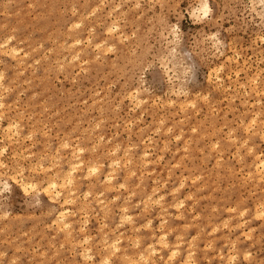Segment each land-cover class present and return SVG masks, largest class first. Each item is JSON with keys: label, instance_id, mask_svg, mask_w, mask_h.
<instances>
[{"label": "rangeland", "instance_id": "1", "mask_svg": "<svg viewBox=\"0 0 264 264\" xmlns=\"http://www.w3.org/2000/svg\"><path fill=\"white\" fill-rule=\"evenodd\" d=\"M0 45V264H264V0H0Z\"/></svg>", "mask_w": 264, "mask_h": 264}, {"label": "bare ground", "instance_id": "2", "mask_svg": "<svg viewBox=\"0 0 264 264\" xmlns=\"http://www.w3.org/2000/svg\"><path fill=\"white\" fill-rule=\"evenodd\" d=\"M204 4H205V2H203ZM203 4V6L201 7L200 6V8H202V10L200 9V12L201 11H203V12H205V13H207L208 11H209V9H210V7H209V5L208 4H205L204 5ZM118 7H119V5H118ZM95 11V10H94ZM204 13V14H205ZM202 15H203V13H202ZM204 16V15H203ZM75 23V22H74ZM77 23V22H76ZM77 26H78V24H77ZM70 27V26H69ZM72 27V26H71ZM76 27V26H75ZM116 27V26H115ZM107 31H109V28H107ZM175 33V32H174ZM13 36V35H12ZM87 37H88V35H87ZM85 39H87V38H85ZM75 40H77V39H75ZM8 41V40H7ZM6 41V42H7ZM79 41V40H78ZM2 43V42H1ZM3 43H5V42H3ZM63 43V42H62ZM74 43H76V42H74ZM78 43V42H77ZM69 44H71V42L69 43ZM1 45H3V44H1ZM0 45V46H1ZM6 45V44H5ZM71 45H73V43L71 44ZM101 45V44H100ZM75 46V45H74ZM105 46V45H104ZM108 46H110V45H108ZM7 47V46H6ZM100 47V46H99ZM113 47V46H112ZM5 48V47H4ZM96 48V47H95ZM105 48V47H104ZM109 48V47H108ZM5 49H7V48H5ZM9 49H11V48H9ZM106 49H107V47H106ZM1 50V49H0ZM13 50V49H12ZM11 50V51H12ZM16 51V48H15V50L13 51V52H15ZM79 51V50H78ZM77 51V52H78ZM7 51H5V53H6ZM10 52V51H9ZM18 52V51H17ZM3 53H4V51H3ZM13 54V53H12ZM78 55V54H77ZM14 57V56H13ZM65 57V56H64ZM75 57V56H74ZM15 58V57H14ZM75 58H78V56H76ZM62 59H63V57H62ZM68 59H71V57L70 58H68ZM175 65V64H174ZM252 77V76H251ZM255 78V77H254ZM253 78V79H254ZM1 80V79H0ZM255 82V81H254ZM2 84V83H1ZM0 84V85H1ZM256 84V83H255ZM8 89V88H7ZM6 90V89H5ZM264 90V89H263ZM257 91H259V90H257ZM256 91V92H257ZM250 92V91H249ZM261 92H262V90H261ZM256 94H258V92L256 93ZM259 95V94H258ZM141 100V99H140ZM139 101V100H138ZM259 101H260V99H259ZM250 103V102H249ZM256 103V102H255ZM253 104V103H252ZM3 104L1 103V106H2ZM255 114V113H254ZM253 115V114H252ZM257 115V114H256ZM255 115V116H256ZM255 116L253 117V116H251V118H250V120H251V122H252V119H256L255 118ZM253 117V118H252ZM100 121V120H99ZM255 120H253V122H254ZM250 122V123H251ZM256 122V121H255ZM254 122V123H255ZM262 122H263V120H262ZM249 124V123H248ZM248 124H247V126H248ZM251 125V124H250ZM246 126V125H245ZM246 128V127H245ZM248 129V128H247ZM231 131V130H230ZM232 131H233V129H232ZM231 131V132H232ZM247 131V130H246ZM263 131V130H262ZM260 132V131H259ZM262 134H263V132L261 133V136H262ZM100 136V135H99ZM234 137V136H233ZM235 138V137H234ZM263 138V137H262ZM233 139V138H232ZM246 139V138H245ZM264 139V138H263ZM243 143V140L241 141V144ZM246 142H244V144H245ZM213 144H217V143H213ZM243 145V144H242ZM212 146H215V145H212ZM79 149V148H78ZM109 149V148H108ZM114 149V148H113ZM250 149V148H249ZM251 149H252V147H251ZM82 150V149H81ZM80 150V151H81ZM144 151H145V149H144ZM250 151V150H249ZM249 151H247V152H249ZM79 152V151H78ZM108 152H109V150H108ZM237 152V151H236ZM72 153H74V152H72ZM142 154H145L146 155V152H144V153H142ZM256 155H258V153L256 154ZM73 156V155H72ZM144 156V155H143ZM69 159V158H68ZM218 159V158H217ZM129 160V159H128ZM144 160V159H143ZM147 160V159H146ZM239 161V160H238ZM74 162V161H73ZM77 162H78V160H77ZM110 162H111V160H110ZM110 162L108 163L109 165H110ZM115 163H116V161H114ZM113 162V163H114ZM146 162H148V161H146ZM76 163V162H75ZM80 163V162H79ZM124 163V162H123ZM125 164V163H124ZM72 166L73 165H76V164H71ZM117 165V164H116ZM119 165V164H118ZM91 166H93V164L92 165H90V167ZM100 166H101V164H100ZM99 167V166H98ZM98 167H91L90 169V172H93V173H96L97 172V170H98ZM254 167L256 168V169H258V170H260L259 171V173L261 172V170H263L264 171V159H262V158H260L259 156H257L256 157V159H255V161H254ZM73 169V168H72ZM74 169H75V167H74ZM114 168L112 167V170H113ZM67 170V169H66ZM89 170V169H88ZM59 171V170H58ZM131 171H132V169H131ZM64 172V171H63ZM133 172V171H132ZM136 172V171H135ZM258 172V171H257ZM65 173H71L72 174V171H65ZM64 173V174H65ZM107 173H109V172H107ZM61 174V173H60ZM63 174V176L66 178V175H64ZM88 174H89V172H88ZM97 174V173H96ZM69 175V174H68ZM73 175V174H72ZM141 175V174H140ZM249 175V174H248ZM261 175H263V172H262V174ZM264 176V175H263ZM263 176H260L261 178H263ZM60 177V176H59ZM72 177V176H71ZM69 178V177H68ZM67 178V179H68ZM63 178H61L60 180H62ZM72 179L73 178H70L69 179V181H68V183H71V182H73L72 181ZM108 179H112V176H108ZM196 179V178H195ZM64 180V179H63ZM106 180H107V178H106ZM247 180V179H246ZM258 180H259V177H258ZM3 183V182H2ZM65 182H59V181H57V180H54V179H50L49 181H48V183H46L47 185H45L44 186V189H45V187L46 188H55V191H54V193L53 192H51L52 194H51V199L53 200V199H59L60 198V196L62 195V192L64 191L63 190V187H65L66 186V183L64 184ZM180 183V182H179ZM4 184H7V182L6 183H4ZM120 184V183H119ZM118 184V185H119ZM29 185V184H28ZM36 185V184H35ZM63 185H65V186H63ZM252 185V184H251ZM22 186V189H24V190H27V183H25V184H23V185H21ZM31 186V185H30ZM32 186H33V184H32ZM63 186V187H62ZM7 187H8V184H7ZM59 187H61L60 189H58ZM70 187V186H69ZM68 187V188H69ZM110 187V186H109ZM152 188H153V186H152ZM73 189V188H72ZM72 189L70 190L69 189V192L70 191H72ZM48 190V189H47ZM46 189H45V191H47ZM47 192H49V190L47 191ZM50 193V192H49ZM49 193H47V194H49ZM72 196V195H71ZM158 196V195H157ZM161 196V197H160ZM159 197L160 198H162V196L163 195H160ZM68 197H70V194H67L65 197H64V202H67L68 201ZM50 198V197H49ZM150 198V197H149ZM148 198V199H149ZM145 199V198H144ZM166 199V198H165ZM70 200H72L71 198H70ZM145 200H147V199H145ZM159 201V200H158ZM181 201V200H180ZM156 202H157V199H156ZM105 203H107V202H105ZM155 203V202H154ZM175 203H176V201H175ZM182 204V203H181ZM145 205V204H144ZM147 205V204H146ZM179 205H180V203H179ZM258 207V206H257ZM127 208V207H126ZM143 208H145V206L143 207ZM180 208V207H179ZM83 209V208H82ZM125 209V208H124ZM256 209V208H255ZM259 209V208H258ZM122 210V209H121ZM108 211V210H107ZM124 211V210H123ZM68 209L66 208V207H64V206H62L61 208H60V210H59V212H58V216H57V220L56 221H60L59 222V229L61 228V227H64V228H68L69 226H70V224H71V219L69 218V215H68ZM263 215H264V209H262L261 211H260ZM76 214V213H75ZM125 214V216L127 217V219H129L130 218V214L129 213H124ZM177 214V213H176ZM260 213H258V215H259ZM261 214V215H262ZM256 216H257V214H255ZM176 216V215H175ZM177 216H178V214H177ZM260 216V215H259ZM123 217V216H122ZM121 217V218H122ZM129 217V218H128ZM178 217H180V216H178ZM261 217V216H260ZM123 218H125V217H123ZM126 219V218H125ZM227 220V219H226ZM53 221V220H52ZM228 221V220H227ZM242 222V221H241ZM53 223V222H52ZM57 223V222H56ZM225 223V222H224ZM148 224V223H147ZM58 225V224H57ZM102 225V224H101ZM122 225V224H121ZM80 227V226H79ZM216 227V226H215ZM231 228V227H230ZM61 230H62V228H61ZM211 231H213V230H211ZM239 231V230H238ZM71 232V231H70ZM68 233V232H67ZM119 233V232H118ZM165 234V233H164ZM163 236L165 237L166 235H163L162 234V238H163ZM161 237V236H160ZM182 237V236H181ZM82 238V237H81ZM88 239V238H87ZM116 239V238H115ZM117 239H120V238H117ZM79 240V239H78ZM104 240H107V239H104ZM113 240V239H112ZM163 241V240H162ZM81 242V241H80ZM112 242H114V241H112ZM137 242V241H136ZM159 242V240L157 241V243ZM180 242V241H179ZM178 242V243H179ZM183 242V241H182ZM78 243H79V241H78ZM165 243V242H164ZM107 244H109V243H107ZM159 244H160V242H159ZM161 244H163V242L161 243ZM191 245H192V243H190ZM111 245H113V243H111ZM164 245V244H163ZM165 245H167V244H165ZM154 246V245H153ZM112 247H115V249H117V247H119L118 245H117V243L115 242L114 243V245L112 246ZM151 248V247H150ZM114 249V248H113ZM114 249V250H115ZM90 250V249H89ZM118 250V249H117ZM152 250H154V249H152ZM86 252H87V250H85ZM172 251V250H171ZM173 251H175V250H173ZM192 250H190V252H191ZM82 252H83V250H82ZM81 252V253H82ZM152 252V251H151ZM178 252V251H177ZM80 253V254H81ZM84 253V252H83ZM175 253V252H174ZM92 254V253H91ZM112 254V253H111ZM150 253L148 252V254H147V257H148V255H149ZM152 254L154 255V253L152 252ZM81 255H83V254H81ZM85 256H87V255H90V254H88V252H87V254L85 253L84 254ZM169 255H171L172 256V254H169ZM223 255V254H222ZM247 255V254H246ZM93 256V255H92ZM139 256V255H138ZM91 257V256H90ZM126 257V256H125ZM147 257H146V259H147ZM170 257V256H169ZM220 257H221V255H220ZM83 258V257H82ZM107 258V257H106ZM105 258V259H106ZM189 258H190V254H187V256L185 257V259H186V261H187V263L188 264H192L191 263V261L189 260ZM88 259H90V258H88ZM168 259V258H167ZM104 260V259H103ZM103 260H102V262H103ZM142 260V259H141ZM178 260V259H177ZM107 261V260H106ZM146 261V260H145ZM101 262V263H102ZM132 262V261H131ZM136 262V261H135Z\"/></svg>", "mask_w": 264, "mask_h": 264}]
</instances>
